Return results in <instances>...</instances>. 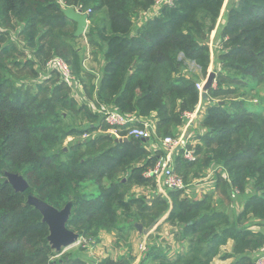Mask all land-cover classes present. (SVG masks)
<instances>
[{
    "label": "trees",
    "instance_id": "obj_1",
    "mask_svg": "<svg viewBox=\"0 0 264 264\" xmlns=\"http://www.w3.org/2000/svg\"><path fill=\"white\" fill-rule=\"evenodd\" d=\"M224 2L175 0L173 5L163 4L158 15L141 27H134L133 17L138 16L139 9L148 10L156 0H0V27L6 28L0 29V264H55L51 257L58 252L49 241L50 227L41 211L28 204L29 192L59 210L71 203L67 228L81 238H96L104 230L115 229L123 215L131 214L141 201L126 197L129 182L153 180L144 176L145 167L140 162L148 165L163 155L159 150L152 152L151 143L158 139L152 135L148 140L128 137L125 127L119 136L127 137L126 141L99 133L106 124L102 119L97 122L101 116L92 112V103L89 107L79 104L81 93L84 91L97 105L139 119L140 114L154 110L160 120L159 137H171L170 128L182 123L180 113L193 109L200 99L197 76L182 69L192 60L202 70L208 69L210 47L206 37L214 30ZM76 6L89 16L86 34L91 53L97 56L100 51L98 84L95 72L83 67L86 56L81 55L82 49L72 46L78 38L74 34L76 23L64 10ZM98 11L102 12L99 17ZM12 30H17L18 38L40 58L42 67L49 58L64 55L83 88L78 86L79 92L74 94V85L63 82L50 68V73L39 79L41 71L36 63L24 59V51L9 42ZM219 36L225 66L263 85L264 0L232 1ZM223 78L219 72L218 87L208 91L205 102L209 104L197 117L207 134L189 135V146L197 158L186 161L180 152L178 174L187 184L192 167H200L202 172L194 169V177L201 179L205 170L219 164L223 166L217 181L220 186L224 183L229 190L245 193L253 182L254 193L234 217L221 209L212 210L208 201L211 194L188 206L182 202L167 219L177 226L178 237H183L180 242H187L185 251L169 257L168 250L154 245L149 256L156 264H215L216 257L226 260L235 255L221 253L230 239L240 253L245 252L244 246L250 250L263 247L264 233L239 226L251 218L264 219V112L245 107L240 98L231 99L229 108L222 102L212 103L210 97L230 93L221 86ZM176 100L182 102L179 111L174 109ZM68 113L74 117L89 115L94 123L85 130L67 126ZM84 133L96 135L64 148L69 136ZM197 140L199 143L193 145ZM105 142L114 145L91 157H77L83 147ZM6 172L22 175L29 191L17 192L7 182ZM119 172L127 174L128 187L117 178ZM225 174L229 181L223 179ZM149 187L156 189L157 185L154 182ZM168 191L174 195L182 192ZM237 257L234 264H253L249 254ZM117 263L129 264L126 260Z\"/></svg>",
    "mask_w": 264,
    "mask_h": 264
},
{
    "label": "rangeland",
    "instance_id": "obj_2",
    "mask_svg": "<svg viewBox=\"0 0 264 264\" xmlns=\"http://www.w3.org/2000/svg\"><path fill=\"white\" fill-rule=\"evenodd\" d=\"M163 4H164V2L156 0V3L153 6H151L148 10L145 11L143 9H139V11L137 12L138 16L133 17L134 27L135 26L141 27L145 21L150 20L154 16L158 15V11L162 7ZM75 9L78 10V9H80V7L76 6ZM101 13L102 12H100V11L96 12L97 17H99ZM96 21H98V19H96L94 23H96ZM225 21L226 20L223 19V14L221 13L220 17L217 20V23L215 25L214 30L212 32H210L208 34V36L206 37V41H208V44L210 47V51H209L210 52V63H209V66H211V72H214L216 74V77H215V80H214L212 87L213 88L218 87V79L217 78H218V74L220 72L224 75V78L221 80V86L223 88H225L227 91H229L230 93L221 94L220 96H212V97H210V99H211L212 103H216V102L225 103L227 108H229V107H231V99L233 100V99H237V98L239 99L240 98V99H243V101L246 103L245 107L252 109V110H255V111H263L264 112V84L263 85L256 84V82L254 80L244 77V75L240 74V72L235 71L229 67L227 68L224 64L225 62L221 61L220 55L224 51V48L222 47V41H221L222 39H220L221 37L219 35H220L222 27L224 26ZM88 27H89V22H88ZM88 27H87L84 34H82L80 36L75 35L78 38H77V40L72 41V46L82 49L81 55L86 56V58H85L86 64H84L83 67L86 68L88 71L91 70V71H94L95 73H99V69L93 68V67H95V65H92L91 63H89L90 62L89 60L86 61L87 57H90V54H91V51L88 49V46H87V44L89 42L88 36L86 34ZM0 29L5 30L6 28L4 26H2V27H0ZM68 29L72 30V27H70ZM11 33H12V35H11L12 37L8 38L9 42L10 41L15 42L18 45V47L24 51V53H25L24 59H31L36 63V67L38 69H40V71H41L40 72L41 75L39 78L41 80H43L44 77L50 73L49 66H48L49 61H51L52 59H56V58H62L64 60L66 59L64 55L58 54L57 56L49 58L46 62V66L42 67L41 66L42 63L39 62L40 58L38 56L34 55V53H33L34 51L27 46V44L24 40H21L20 38H18L17 30H12ZM208 68L210 69V67H208ZM182 71H183V73L196 75L197 76V84L205 83L209 77L208 69L202 70L201 65L199 63L193 61V60L188 61L186 66L182 69ZM72 74H73V77L75 80V81L72 80L73 81L72 84H74V88H72V90H73L74 94L75 93L77 94L79 92V89H78L79 87H78V85H75V84L79 83V85H81V81H80L81 78L79 77L78 73H76L75 70ZM10 77H11V74H10ZM197 84H196V87L200 92V99H199L198 103L196 104V106L193 107V109L185 110V111H182L180 113L181 117H182V123L178 126L170 128L171 137L178 138L180 135L183 134V131H185V130H186V134L191 135L192 137L197 136V135H206L207 134V130L201 126V124L199 122L200 120H198L197 117H199V115H200V117L203 115L202 113L205 112L209 102H205L206 97H203V96L201 97V93L203 94L204 92H203V90L199 89ZM210 89L208 91H210ZM81 95L82 96L80 97L81 99L79 101V104H85V105L87 104L89 107V103H91L90 99H88L87 96H85L84 91L81 93ZM181 103H182L181 100L175 101L174 109L176 111H179ZM170 105H171V103H170ZM175 110H174V112H175ZM199 111H200V113L197 116L195 113L199 112ZM140 117H141L140 121L144 122V125H141V126H145V125L148 126L149 127V134L152 135L154 138L158 139L155 141V147H156L155 149H157L160 146V142H162L161 138L159 137V133H158L159 130L157 128L158 123L160 121L159 116L153 110V111H150L148 114L147 113L146 114H140ZM93 123H94V121L91 119V117L89 115H86V116L81 115L78 117H74L73 114L68 113V116L65 119V124L67 126L77 127L79 130L89 129L91 124L93 125ZM103 125L104 124L101 125L102 129H100L101 132L99 131V133H101V134L107 133V134L113 135L114 137H119L120 130H118V129L116 130L115 128L110 127L107 124L105 126H103ZM126 133H127L128 137L131 136L129 131H127ZM95 135L96 134L84 133L82 135L76 134L74 136H69L64 141L63 146L65 149H68V147H70L72 144L83 141V139L95 137ZM198 141L199 140H197L195 142L193 141L192 144L197 145V143H199ZM111 145H114V143H112V142L106 143L105 142V143H103L99 146H96V147H91V146H87V148L83 147L82 151L78 154L77 157H79L81 159L83 157H91L95 154L101 153L102 151H104L105 149L110 147ZM155 149L154 150L152 149V152L154 154L156 153ZM180 152L181 151L177 150V152L172 154V158H171V165H172V168L174 169L175 173H178L180 170V167H181V165H180L181 159L177 158ZM149 153H151V151L150 152L148 151V154ZM62 157L65 158L64 156H62ZM161 157L166 158L167 155H164V154L161 155L159 157L158 161H152L148 165H145L144 161L140 162V165L145 167L143 174L145 173V177L148 179L152 178L153 179L152 181L144 182V183H134L133 181L129 182L132 184L130 186V190L127 193L126 197L129 199H137L138 201H141L137 205H135L131 214L129 213L130 214L129 217H128L129 214L123 215L121 220H120V223H118V225L116 226L115 229L108 230V231L104 230L96 238H92V237H88V236H84L81 238L80 234L77 233L76 231H74L75 233H77L79 235V239H78L77 243H74L72 246H70L72 248H70L69 251L64 252L63 249L60 250L61 252L57 251V248L53 247V244H51L52 249L55 250L56 252H58V254L51 257V261L55 264H58L57 262L59 260L62 261L66 257H69V256L73 257V255L77 254L78 252H84L86 249H88L89 246L93 245L94 241H96V242L100 241L103 236H104L103 238H104L105 244L107 243L106 245H109V246L112 245L113 246L116 244L119 246L121 244V247L123 246L124 248H127V251H131L133 249V245H134L133 241H134L137 244L134 246V248L140 252L139 243L144 242V241H141L144 234H143V236L138 235V233H139V229L137 227L138 223L142 224V227H143L142 231L144 230V232H145L147 230L146 234L151 233L150 235L147 236L148 244L151 245V243H154V242H161L164 239H166V241L164 240V242L169 243L172 240L175 242V239L173 236L175 234H173V231L178 230V229L176 230L177 226L175 224L173 225L170 221L165 222V219H166L167 215L170 214L169 213L170 209H172L171 211H173L174 209H176V206L180 205L182 202H183V205L188 206V204L191 201L187 202V200H189V198L183 197L180 192L175 194V195H171V193H169L168 189H166L163 185H161V188L163 191L161 189H159L160 188L159 184H162V179H163L162 177L152 176L150 178L147 176V173L150 170L155 168L157 163L160 161ZM215 166H216L215 170L223 168V166H220L219 164H215ZM194 169H196L199 173L202 172V171H200V167L197 165H196V167L194 166L190 169L191 170V176L188 178V183H187L186 189L188 187L189 188L194 187V185H195L194 183L197 180H200L199 178L194 177ZM206 174H207V172L205 170L204 176H206ZM201 175H203V173ZM215 175L217 176V174H215ZM225 176L227 177V174H225ZM117 178L118 179L120 178L125 182L128 181L127 174L123 173V172L122 173L119 172L117 175ZM211 179H213V182L216 181L214 177H211ZM223 179H225V180L228 179V181H229V177H227V178L223 177ZM154 182L157 185L156 189L149 187ZM126 186L128 187V182L126 183ZM27 190L29 191V189H27ZM254 190H255V186L253 185V182H251L248 185L247 190H245L246 191L245 193H240L233 188H232V190H229L227 184L222 183L221 190L218 192L216 191L215 195L217 197H219L218 199H219V201L223 202V205H219L218 200L214 199V197H211V199L208 201L211 202L212 210L221 209V210L226 211L228 214H230L229 211L231 209V206H233L235 203L234 200L246 202L249 194L254 193ZM26 191H24V192H26ZM159 192L161 194H159ZM225 197H229V198H225ZM191 199H193V198H190V200ZM30 201L37 205L42 200L38 196H36L33 192H29L27 195L28 204ZM171 201H172V203H171ZM170 203H171V205H170ZM143 205H145V207H147V208H145L146 211H142ZM33 206H35V205H33ZM71 210H72V207H71ZM70 216H71V213H70ZM161 219H162V221L164 220V222H162L160 224L159 221ZM249 226H250V228H249ZM239 227L242 229H244L245 227H248L249 229H252L251 231H254V232L259 231L261 233H264V219L260 220V219H256V218H251L247 224H240ZM132 239H133V241H132ZM178 243L180 244V242H178ZM94 244H96V243H94ZM142 244H144V243H142ZM174 245H176V244H174ZM244 247L245 248L247 247L246 248L247 252H246V250H244V248H243V251H245L244 253L237 252V250L235 249V241L233 239H230L226 245L221 247V253H225L226 255H230V254L231 255L235 254V255L231 256L230 258H228L226 260H221V259L216 257V259H214V263L215 264H234L236 259H238L237 255H240V257L245 256L247 254L251 255L250 259H251L253 264H255V262L258 258H260V257L264 258V244H263V247H261L257 250H255V249L250 250V248H248V246H244ZM71 251H74V252H71ZM108 264H119V263H117V261H111Z\"/></svg>",
    "mask_w": 264,
    "mask_h": 264
},
{
    "label": "crops",
    "instance_id": "obj_3",
    "mask_svg": "<svg viewBox=\"0 0 264 264\" xmlns=\"http://www.w3.org/2000/svg\"><path fill=\"white\" fill-rule=\"evenodd\" d=\"M232 1L236 3L240 0H225L224 6H223L222 12H221L223 14L224 20H226L227 10H228L229 6L231 5ZM87 46H88V49L91 51V48H90L91 46L89 44H87ZM88 60L90 61L89 63H91L92 65H95V67H93V68L99 69V73H95L97 78H95V80H94L95 83L98 84L99 83V76H100V72H101V66H102V64L100 65V60H101L100 51H99V54L97 56H95V54L91 53L90 57H87L86 61H88ZM84 64H86V62H84ZM209 67H210V69L208 68V74L211 72V66H209ZM81 87H82V85H81ZM202 96H203V94L201 93V97ZM90 101L92 103V112L93 113H99L98 110L100 108V105H97V103L92 99H90ZM96 119H97V122H100V120H101V118L100 117L98 118V116ZM141 125H144V123ZM119 138L120 139H128L127 137H125V138H121L120 136L117 137V139H119ZM161 140H162V142H160V146L157 149H155L156 148L155 143H151V146L153 145L152 148H154L155 151L159 150L160 151L159 153L167 155L168 149L164 144V141H163L164 139H161ZM122 141H126V140H122ZM215 169H216V166L214 164L209 169L206 170V172H207L206 176H204L200 180H197L194 183L195 184L194 187H191V188L188 187L187 189L185 188L184 190H182V192H181L182 196L185 198H189V200L186 199L187 202L191 201L193 203L196 201H200L204 197H206V195L211 194V197H214V199L218 200V204L221 205V201H219V199H218L219 197H217L215 195V193H216V191L218 192L221 190V186H220V184L217 183V181H219V175L222 176L223 172H222L221 168L218 170H215ZM215 174H217V176ZM144 176H145V173H144ZM211 177H214L216 181L213 182V179H211ZM186 186H187V184H186ZM159 194H161V193L159 192ZM171 195H174V194L171 193ZM190 198H193V199L190 200ZM234 202H235L234 205L231 206V209L229 211V213H230L229 215L231 217L238 215L243 210V208L245 206L244 201L234 200ZM171 203H172V201H171ZM171 203H170V205H171ZM178 207H179V205L176 206V209ZM142 208H147V207H145V205H143ZM171 210L172 209H170V212H171ZM167 217H168V215H167ZM167 217L165 219V222H168ZM159 222L161 224L162 222H164V220L162 221V219H161ZM138 224H141V223H138ZM176 230H177V228H176ZM146 231L144 232V230H143V231H139V233H138V235H142V236L144 234V236L141 240L144 242L139 243L140 252L134 248V246L137 244L133 241V239H132L133 244H134L133 249H132L133 251L132 250L127 251V248H124L123 246L121 247V244L119 246L116 244L113 246L112 245L111 246L106 245L107 243L105 244V241L103 238L104 236H103L100 241H97V242L94 241V243H96V244L93 243V245L89 246L88 249H86L84 252H78L77 254L73 255V257H71V258L66 257L65 261L67 260V262H65L63 264H70V263H74V264H93V263L94 264H100V263L108 262V261L111 262V261H122V260H126V262L129 264H156V261L152 260L151 257L149 256V249L152 248V246H154V245L156 247H158V249H160L161 251L168 250L169 251V253H168L169 257H175L178 253L185 251V247L187 246V242L183 241V240H182V242H180V239H182L183 237L181 238L180 234H179L180 236L178 237V235H177L178 231H173V234H175V235H173L175 242L173 240L169 243L164 242V240L166 241V239H164L161 242L151 243V245L148 244V241H147V236L150 235L151 233L146 234ZM178 242H180V244ZM142 243H144V244H142ZM174 244H176V245H174ZM70 248H72V247L63 248V250H64V252H67L70 250ZM71 252H74V251H71ZM68 260L70 261V263L68 262Z\"/></svg>",
    "mask_w": 264,
    "mask_h": 264
},
{
    "label": "built area",
    "instance_id": "obj_4",
    "mask_svg": "<svg viewBox=\"0 0 264 264\" xmlns=\"http://www.w3.org/2000/svg\"><path fill=\"white\" fill-rule=\"evenodd\" d=\"M164 2V4L173 5L175 0H158ZM48 66L50 69L57 71L63 82L72 84L74 80L70 65L62 58H56L49 61ZM75 81V80H74ZM76 83V82H75ZM79 83H76L77 85ZM205 83L197 84L200 90H203ZM80 86V85H78ZM102 121L110 127L120 130L125 127L129 131L131 136L140 138H150L149 127L141 126L140 119L135 115L123 113L122 111L112 108L107 105H101L98 110ZM200 113L196 112L198 116ZM196 116V117H197ZM188 127V126H187ZM189 135L186 134V130L178 138L166 137L163 141L168 149L167 157L160 158L154 169L147 173L148 177L156 176L162 177V184H159L160 189L163 185L166 189H172L176 191H182L186 188V183L182 175L175 173L171 165L172 154L177 150L182 152L183 159L186 161H194L197 156L195 149L189 146ZM163 191V190H162ZM255 264H264V258L260 257L256 260Z\"/></svg>",
    "mask_w": 264,
    "mask_h": 264
},
{
    "label": "water",
    "instance_id": "obj_5",
    "mask_svg": "<svg viewBox=\"0 0 264 264\" xmlns=\"http://www.w3.org/2000/svg\"><path fill=\"white\" fill-rule=\"evenodd\" d=\"M65 15L76 23V36H80L85 33L88 27V14L84 13L81 9L67 8L64 10ZM216 74L214 72L209 73V77L204 84L203 96L206 97L208 90L212 87ZM148 140V138H144ZM128 140V139H117V141ZM7 182L13 185L17 192H24L28 189V181L20 174L17 173H6ZM37 209L41 211L44 216V221L48 223L50 227L49 241L53 244V247L60 251L63 248L72 246L74 243L78 242L79 235L74 231L67 228V222L70 218L71 207L69 203L65 208L59 210L54 206L40 201L39 204L32 203ZM139 231H142V225L137 224Z\"/></svg>",
    "mask_w": 264,
    "mask_h": 264
}]
</instances>
